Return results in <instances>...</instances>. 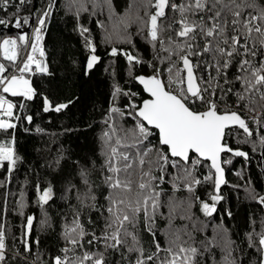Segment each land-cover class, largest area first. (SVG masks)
<instances>
[{
	"label": "snow or ice",
	"instance_id": "1",
	"mask_svg": "<svg viewBox=\"0 0 264 264\" xmlns=\"http://www.w3.org/2000/svg\"><path fill=\"white\" fill-rule=\"evenodd\" d=\"M27 5L33 6L29 14L20 16L22 6ZM10 7L14 12L6 18ZM67 7L75 10L77 30L89 52L84 74L100 64L101 56L92 29L79 23L81 13L91 7L95 16L97 9L106 8L111 25L102 20L95 23L104 30V43L113 44L108 55L126 60L128 76L143 86L148 98L137 102L139 93L126 90L113 69L111 104L99 137L101 167L97 169L96 162L88 158L65 156L63 150L47 163L48 169L66 181L61 199L70 210L62 230L64 246L51 264H264V216H250L248 231L242 237L236 234L237 239L222 223L213 221L212 239L201 240L198 246L187 226L173 227L179 218L192 221L193 231L205 230L208 224L204 222L195 227L192 208L196 205L205 217L220 215L217 205L225 201L221 189L229 185L225 166L232 165L234 158H243L247 166L253 159L250 151L258 147L264 166V0H132L123 15L113 0H69ZM56 9L57 0H46L43 7L38 0L37 4L0 0L4 13L0 53L8 62L0 63V189L5 190V205L8 185L24 164L15 148L16 129L21 123L34 125L35 114L21 113H27L37 98L42 100L44 113H62L75 103L72 99L55 102L33 81L36 76L55 75L44 41ZM132 25L136 26L134 33L129 32ZM25 27L30 31H24ZM11 28L20 31L15 36L2 34ZM134 36L146 42L150 58L140 54ZM145 64L151 74H134ZM5 94L23 102L14 103ZM122 98H126L124 105L119 103ZM34 129L45 133L39 126ZM247 144L252 145L250 151L239 147ZM30 172L37 205L45 209L43 225L47 223L45 206L55 203L56 189L52 182H37L35 168ZM94 173H100L103 185L99 194ZM235 174L244 179L243 169ZM168 183L188 196L183 201L175 195L165 200L163 186ZM205 185L212 189L209 200L197 193ZM243 187L247 198L264 211V192L257 190L251 178ZM165 206L167 216L161 211ZM26 207V193L21 190L18 215L24 216ZM225 214L233 215L227 209ZM158 218L168 222L172 237L168 247L156 238ZM36 219L28 215L21 225V252L10 247L0 216V264H10L17 256L28 261L24 254L33 253L40 244L32 236ZM217 248L223 254L219 261L214 254ZM39 259L37 254L31 264Z\"/></svg>",
	"mask_w": 264,
	"mask_h": 264
},
{
	"label": "trees",
	"instance_id": "2",
	"mask_svg": "<svg viewBox=\"0 0 264 264\" xmlns=\"http://www.w3.org/2000/svg\"><path fill=\"white\" fill-rule=\"evenodd\" d=\"M46 0H38V6L43 7ZM69 0H57V9L48 22L47 35L45 37V48L48 53L50 68L55 75L53 77H33L34 85L38 89H43L45 95H49L50 99L55 102H65L69 99L75 101L70 105L69 109L62 113H44L42 111V100L37 98L28 105L27 113L35 114L34 125L45 130V133L38 134L35 132L34 125L21 123L18 125L15 137V148L17 152L24 157V164L20 165V171L14 175L13 181L8 185L9 193L7 203L4 204V189H0V216L6 224V232L10 247L13 251L19 249L22 252L20 236L22 232L21 225L25 223V217L35 215L32 236L40 241L38 246H34L33 253H26L28 261L26 262L21 256H17L10 264H31L32 260L38 254L40 259L36 260V264H51V258L60 254V249L64 246L62 239L63 224L65 216H70V210L67 203L61 199L64 195L63 189L66 181L59 179V173L51 171L47 168V163L60 154L63 150L65 156L72 159L88 158L96 162V168L99 169L103 163L101 155V142L99 137L104 128L103 120L106 118L107 110L111 104V90L113 77L112 72L115 70V79L127 90L130 89L139 93L137 102L140 99L147 98L142 86L130 78L127 74L128 65L124 58H112L108 55L113 44L104 43V30L95 23L96 20L105 21L109 26L111 21L108 19L106 8L101 11L97 9V15L91 14L92 9L89 8L88 13H81L79 23L92 29V39L99 42L97 54L101 56V62L89 75L84 74L86 60L89 55L88 50L84 47V39L79 35L77 30V20L74 19L75 10L67 7ZM90 3V0H89ZM117 5V12L120 15L132 4V0H113ZM33 4H37V0H33ZM32 5L22 6L20 16L28 15ZM9 16L14 12V7L9 8ZM0 17H4V13L0 10ZM87 17V20L84 19ZM2 27V26H0ZM136 26L129 28L130 33H134ZM20 30L3 29L2 34L15 36ZM24 31H28L25 27ZM136 41L140 54L146 58H150V49L147 48L146 42L139 37H133ZM118 44V42H117ZM127 47V46H123ZM0 63L7 64L2 53H0ZM152 69L147 65H139L138 71L134 74L149 75ZM6 98L12 99L14 103H22L21 98H13L10 94H5ZM126 98L120 100V104L124 105ZM128 126V125H125ZM25 129H29L25 131ZM65 129L71 131L65 132ZM3 136H0V140ZM258 139V138H257ZM235 146V140L232 141ZM246 151H250L252 145H239ZM252 160L245 166L243 158H234L232 165H226V179L229 185L222 186L221 194L225 197V201L217 205L219 216L214 214L213 217H205L199 211V205L192 208L193 221L196 222L195 227H200V222L208 224L203 231H193V222L188 220L176 219L174 228H184L192 232V236L197 243L201 240H211L213 233V221L222 223L229 230V235L233 239H237L236 234L248 231V220L250 216H264V211L255 205L253 201L247 198L244 189L245 182L251 178L253 184L258 191L264 192V166L261 162V150L257 147L255 152L250 151ZM35 168L38 173L37 182L46 184L52 182L56 189L55 203L51 207L45 206L47 209V223L41 224L40 221L45 219V209H41L37 205V194L33 190V181L31 169ZM244 170L245 175L242 180L235 173ZM71 171V169H68ZM75 173H72L74 179ZM100 173H94L93 179L96 180L100 187L97 193L103 190V185L99 179ZM27 177V179H26ZM0 179L3 174L0 172ZM239 184V189H234L230 185ZM166 189L167 197L175 195L178 201H183L188 193L184 190L175 191L170 183L163 186ZM204 189H207L205 191ZM23 190L26 193L27 207L24 216L17 213L19 193ZM212 189L208 185L198 188L197 193L203 200H209V193ZM68 202H71L69 200ZM210 202V201H209ZM231 210L232 217L229 218L225 214V210ZM161 211L167 216L168 209L163 207ZM157 239L162 247H168L172 237L168 234V222L164 219H157L156 223ZM146 234L142 233V236ZM182 239L187 240V236L182 234ZM145 247H149L147 240L143 241ZM239 242V240H238ZM251 251V250H249ZM216 259H222L223 254L220 249H214ZM11 255V253H10ZM127 255V254H126ZM163 257V253H161ZM114 257L109 256V259ZM118 259V258H117Z\"/></svg>",
	"mask_w": 264,
	"mask_h": 264
},
{
	"label": "water",
	"instance_id": "3",
	"mask_svg": "<svg viewBox=\"0 0 264 264\" xmlns=\"http://www.w3.org/2000/svg\"><path fill=\"white\" fill-rule=\"evenodd\" d=\"M12 30H16V29H14V28H12ZM142 86V85H141ZM142 88H143V86H142ZM145 93V92H144ZM146 95H147V98H148V94L147 93H145Z\"/></svg>",
	"mask_w": 264,
	"mask_h": 264
},
{
	"label": "built area",
	"instance_id": "4",
	"mask_svg": "<svg viewBox=\"0 0 264 264\" xmlns=\"http://www.w3.org/2000/svg\"><path fill=\"white\" fill-rule=\"evenodd\" d=\"M28 31H30V29L28 28ZM3 56V55H2Z\"/></svg>",
	"mask_w": 264,
	"mask_h": 264
}]
</instances>
